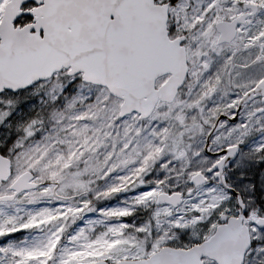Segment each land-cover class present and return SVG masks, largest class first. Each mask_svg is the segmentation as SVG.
Wrapping results in <instances>:
<instances>
[{"label": "snow or ice", "instance_id": "snow-or-ice-1", "mask_svg": "<svg viewBox=\"0 0 264 264\" xmlns=\"http://www.w3.org/2000/svg\"><path fill=\"white\" fill-rule=\"evenodd\" d=\"M0 264H264V0H0Z\"/></svg>", "mask_w": 264, "mask_h": 264}]
</instances>
